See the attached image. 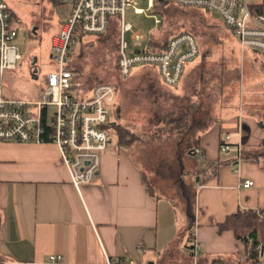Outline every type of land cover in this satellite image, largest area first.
<instances>
[{"label": "crops", "instance_id": "obj_1", "mask_svg": "<svg viewBox=\"0 0 264 264\" xmlns=\"http://www.w3.org/2000/svg\"><path fill=\"white\" fill-rule=\"evenodd\" d=\"M249 51L247 68L261 71L259 53ZM196 68L186 66L179 90L190 88ZM245 87L243 83L239 97L251 102L248 110L245 102L236 106L237 96L231 104L218 102L212 123L198 127L189 148L201 165L183 171L178 159L176 182L186 191L188 181L195 193L196 222L190 230L186 200L183 207L149 189L147 168L132 151L135 140L127 143L128 132H111L109 127L117 124L112 117L108 151L101 156L99 173L81 193L56 144L0 141V260L59 264L50 260L56 255L62 257L60 264H155L161 259L166 264H249L245 243L232 230L220 228L240 210L264 214V158L257 155L264 148V80L254 79ZM118 101L117 89L114 105ZM226 135L232 148L223 151ZM246 180L254 185L244 188ZM191 234L201 244L197 254L189 250Z\"/></svg>", "mask_w": 264, "mask_h": 264}, {"label": "rangeland", "instance_id": "obj_2", "mask_svg": "<svg viewBox=\"0 0 264 264\" xmlns=\"http://www.w3.org/2000/svg\"><path fill=\"white\" fill-rule=\"evenodd\" d=\"M5 1L14 14L18 32L12 45L17 47L22 60L16 70L7 69L0 74V91L8 98L38 100L48 74L58 68L52 54V42L69 15L70 5L54 0ZM134 1L137 7L148 8V0ZM157 19L161 20L160 24L156 23ZM124 22L132 25V30L124 37L130 49H135L133 35L137 32L145 37L144 47L151 49L162 48L153 40L166 42L181 32L193 33L201 43L199 56L189 62L197 68L186 91L179 90L180 86L166 85V88L156 67H153L155 73L149 67L136 66L129 77L122 76L118 67L120 24L116 19L103 34L81 35L71 54V67L86 89L99 83L114 84L118 89L119 103L111 105V117L117 124L109 130L128 132L131 134L129 140L135 136L132 151L147 168L145 177L149 189L151 187L182 206L184 199L192 197L194 191L188 181L185 182L186 191L180 190L182 184L176 182V169H180L178 159L182 160L183 171L201 165L196 155L192 157L189 148L190 144L191 147L195 144L198 127L212 123L210 118L215 114L218 102L231 104L236 96L240 98L243 83L247 89V84L254 79L264 80V57L259 53L261 71L247 68L246 52L251 51L241 46L231 28L210 12L183 8L174 2H160L156 9L149 8L146 14H136L128 7ZM188 100L191 102L187 104ZM257 101L255 96L253 105ZM243 102L248 110L251 107L249 100L241 101L240 98L236 106H243ZM198 118L207 121H198ZM261 152L257 154L261 155ZM256 250H260L259 246ZM261 258L258 263L248 262L264 264ZM155 264L166 263L161 259Z\"/></svg>", "mask_w": 264, "mask_h": 264}, {"label": "built area", "instance_id": "obj_3", "mask_svg": "<svg viewBox=\"0 0 264 264\" xmlns=\"http://www.w3.org/2000/svg\"><path fill=\"white\" fill-rule=\"evenodd\" d=\"M69 4V15L60 33L53 38L52 54L58 63L56 72L47 76L46 86L38 100H20L0 93V141L19 143H54L59 147L63 165L71 175L72 184L81 193L99 173L101 156L108 151L111 105L116 100L114 84L99 83L90 89L71 67L73 46L81 35L105 33L115 19L120 24V54L118 67L123 77H129L136 66L156 67L162 82L177 86L187 64L196 59L201 47L196 35L181 32L163 43L162 48L144 47L145 37L133 35V52H127L124 37L132 25L124 22L126 9L146 14L157 1L174 2L183 8L205 10L216 15L231 28L241 46L264 57V13H258L262 0H148V8L136 6L134 0H54ZM13 13L5 0H0V74L16 70L22 55L12 42L18 35ZM157 24L161 20H156ZM153 42V41H152ZM154 43V42H153ZM230 135L225 136L222 150L232 148ZM197 153V152H196ZM254 185L252 180L244 188ZM190 235V251L197 254L201 244ZM53 263H62V257L51 255ZM7 262L0 260V264ZM108 264H135L134 261L109 260Z\"/></svg>", "mask_w": 264, "mask_h": 264}, {"label": "trees", "instance_id": "obj_4", "mask_svg": "<svg viewBox=\"0 0 264 264\" xmlns=\"http://www.w3.org/2000/svg\"><path fill=\"white\" fill-rule=\"evenodd\" d=\"M160 2L164 3L165 1H157L153 9H156L157 5ZM258 13H264V0H262V2L258 6ZM132 139L128 141H132ZM259 152H261L260 156L264 158V148L260 149ZM185 200H186L185 213L189 222L188 229L190 230L196 222L195 193L194 195H192V197H187ZM220 228L221 230H232L236 238L245 243L247 249L250 250L248 258L251 262L258 263L257 261L260 260L261 257H262L261 261L264 262V214L263 213H259L255 210H250V211L240 210L228 216L226 221L220 225ZM186 239L188 240L189 237L187 236ZM258 246L260 250H256Z\"/></svg>", "mask_w": 264, "mask_h": 264}, {"label": "flooded vegetation", "instance_id": "obj_5", "mask_svg": "<svg viewBox=\"0 0 264 264\" xmlns=\"http://www.w3.org/2000/svg\"><path fill=\"white\" fill-rule=\"evenodd\" d=\"M32 61H34V62H35V60H32Z\"/></svg>", "mask_w": 264, "mask_h": 264}, {"label": "water", "instance_id": "obj_6", "mask_svg": "<svg viewBox=\"0 0 264 264\" xmlns=\"http://www.w3.org/2000/svg\"><path fill=\"white\" fill-rule=\"evenodd\" d=\"M35 61H36V59H35Z\"/></svg>", "mask_w": 264, "mask_h": 264}]
</instances>
